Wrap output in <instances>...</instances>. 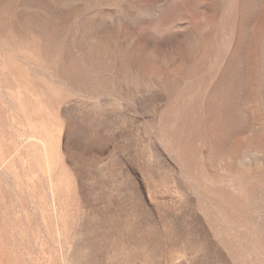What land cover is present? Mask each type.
<instances>
[{"label":"rangeland","instance_id":"1","mask_svg":"<svg viewBox=\"0 0 264 264\" xmlns=\"http://www.w3.org/2000/svg\"><path fill=\"white\" fill-rule=\"evenodd\" d=\"M0 264H264V0H0Z\"/></svg>","mask_w":264,"mask_h":264}]
</instances>
